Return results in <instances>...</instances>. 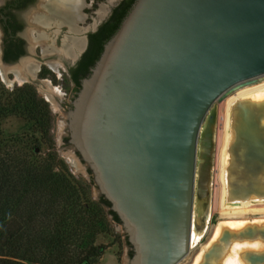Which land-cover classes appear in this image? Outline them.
I'll use <instances>...</instances> for the list:
<instances>
[{"label": "water", "instance_id": "1", "mask_svg": "<svg viewBox=\"0 0 264 264\" xmlns=\"http://www.w3.org/2000/svg\"><path fill=\"white\" fill-rule=\"evenodd\" d=\"M262 76L264 0L133 2L57 132L61 157L118 214L123 264L189 254L194 197L202 206L209 193L217 102ZM232 129L228 200L264 198V99H238ZM237 241L263 244L241 258L264 264V223L225 227L199 264H222Z\"/></svg>", "mask_w": 264, "mask_h": 264}, {"label": "trees", "instance_id": "2", "mask_svg": "<svg viewBox=\"0 0 264 264\" xmlns=\"http://www.w3.org/2000/svg\"><path fill=\"white\" fill-rule=\"evenodd\" d=\"M134 1L123 0L91 34L73 76L75 95ZM48 72L45 68L43 75ZM12 116L22 117L30 134L4 137L3 121ZM53 119L49 102L34 85L10 89L0 80V264H100L109 245L99 237L112 233L113 222L121 223L110 201L92 198L91 183L59 156Z\"/></svg>", "mask_w": 264, "mask_h": 264}, {"label": "rangeland", "instance_id": "3", "mask_svg": "<svg viewBox=\"0 0 264 264\" xmlns=\"http://www.w3.org/2000/svg\"><path fill=\"white\" fill-rule=\"evenodd\" d=\"M111 1L115 3V1L113 0H99L98 3L101 7L100 8L101 12L104 11L102 10L103 8H105V10H107L108 8L109 10V5H111L110 3ZM86 13L84 16L85 22L83 23L85 36L87 32L90 29H92L93 25L96 24V22H99V21L101 22L105 18L104 16L98 17V15L93 12H86ZM36 28L42 29L41 27L37 25H36ZM34 29H35L34 24L31 21L27 22L26 27L24 28L21 34L24 38H26L29 41L30 48L27 49V52L25 55H23L20 59H18L17 61L13 63H7L2 59L1 42H2L3 35L0 29V80L3 82V84L7 88H10V89H12L13 87L17 85H23L25 83H30L34 85L39 95L44 97L49 102L50 108L54 115L53 129H52L53 138L55 141L56 150L59 156L61 157L59 153L58 137H57L58 122H59L62 110L68 103L70 95L72 93V84L67 74L65 73V61L64 59H62L61 55L58 53H54V52L52 53L43 52V49L42 51H39L38 47L40 46L42 48L41 45H45V43L48 44V39L45 38L41 40L40 42L32 41L33 40L32 35L36 33ZM26 62L29 63V65L31 66H35V68H37V71H32V70L30 71V69L24 66ZM42 65L44 68L50 71V75L47 76V75L39 74L40 67H37V66H42ZM262 82H264V76L258 78L255 82L251 83L250 85L241 86V87H238L230 91L225 98L217 102L218 117H217L216 129H215V146H214V151H213L209 193H208L206 200L202 203V206H200L201 198L198 197L197 194H195L194 205H193V212H194L193 222L195 220L194 228L196 230L195 233H196L197 240L195 241L194 244H191V250L189 254L178 264H192L196 256L200 253V251L203 248H205L209 240L213 238L212 236H213L214 227L220 221L228 219L224 217L225 215L222 216L221 214V206L219 202L220 192L219 193L217 192V184H216L217 181L215 180L217 179V174H218L217 154H218V150L220 147V141H221V137L218 136L219 130H220V121H218L220 118L219 106L222 103V101H224L227 97L234 96L237 90H241V88L242 89L247 88V86H252L254 84H258ZM237 99H240V98L234 97L233 100L236 101ZM251 99L260 100L258 98H251ZM263 99L264 98H261V100ZM2 127H3L4 137L24 136V135L30 134V130L27 125V122L22 117H18V116L8 117L3 121ZM228 135H229V131H228ZM46 149H47L46 147H43L41 153L46 152ZM226 150L228 151L227 144H226ZM67 165L72 171L70 165L68 163ZM73 174H75L79 179L89 182L85 179L83 175L79 173H73ZM224 177H225L224 179L227 184V171ZM91 194H92V198L96 199L93 194L92 185H91ZM262 215L264 214L249 213L246 215L247 219H245V221L253 220L255 218L262 219ZM258 217H261V218H258ZM233 223L241 224L243 222H233ZM113 227L114 228L111 234L101 235L98 239V242L106 243L109 245L108 249L105 251L100 261V264H123L125 246H124V240H123V234H122V224L118 222H113ZM261 247H262V244H261ZM239 257H240V260L243 263H245L242 260L241 255H239Z\"/></svg>", "mask_w": 264, "mask_h": 264}, {"label": "flooded vegetation", "instance_id": "4", "mask_svg": "<svg viewBox=\"0 0 264 264\" xmlns=\"http://www.w3.org/2000/svg\"><path fill=\"white\" fill-rule=\"evenodd\" d=\"M52 1L54 0H0V29L3 35L2 59L7 63H13L26 54L30 43L21 33L27 22L31 21L36 32L32 35V41L40 42L45 38L48 39V44L44 42L45 45H41L42 48L38 47L39 51L43 49V52L46 53H58L65 61V73L72 84L71 100L66 104L68 110L72 107V101L76 96L77 83L73 76L88 51L91 34L97 32L100 26L109 20L123 0H113L115 3L111 1L109 10L103 8V12L100 10L99 0H80L77 8L80 17L73 14L71 18L59 10L57 3L54 4ZM86 12H93L98 17L104 16L105 18L101 22H96L85 36L83 23ZM36 25L42 29L36 28ZM30 66L29 63H26V67L30 71H37L35 66ZM90 66L88 65V69L91 68ZM37 67H40L39 74L43 75L45 70L43 65ZM48 75L50 72L47 73ZM80 76L83 78L82 75Z\"/></svg>", "mask_w": 264, "mask_h": 264}, {"label": "bare ground", "instance_id": "5", "mask_svg": "<svg viewBox=\"0 0 264 264\" xmlns=\"http://www.w3.org/2000/svg\"><path fill=\"white\" fill-rule=\"evenodd\" d=\"M52 2L54 4L57 3L56 5L58 9L64 12V14L68 15V18H71L73 14H75L77 17H80L77 11L80 0H57V1L54 0ZM26 63L24 66H26ZM234 97H239L240 99L241 98H258L261 100V98H264V82L254 84L252 86H247V88H243V89L241 88V90H237L234 96L227 97L224 101H222V103L219 106L220 118L218 121H220V130H219L218 136L221 137V141H220V147H219L218 154H217L218 174H217V179L215 180L217 181L216 182L217 192L218 193L220 192L219 202L221 206V214L222 216L225 215L224 217L228 219L220 221L214 227L213 236H212L213 238L209 240L205 248H203L200 251V253L196 256L192 264H199V262L202 260L204 252L208 249V247L211 245L213 241L218 239V237L222 233V230L225 227L236 230V229H240L244 227L245 225L249 223H258V224L264 223V215H262V219L252 218L253 220L245 221V219H247L246 215L249 213L264 214V198L247 199V200H242L238 202H232L228 200V188H227V184L224 179L225 178L224 176L227 171V166L229 164V157H230L228 151L226 150V144H227V149H228L233 139L232 107L234 103L238 100L237 99L236 101H234L233 100ZM228 131H229V135H228ZM258 218H261V217H258ZM194 222L192 226L191 244H194L195 241L197 240L196 233H195L196 230L194 228ZM233 222H243V223L234 224ZM259 247H261V243H258V242H253V243L239 242V241L234 242L232 243L229 250L227 251L222 261V264H245L240 260V257H239V255H241L240 253H242V251H244L245 249L259 248ZM262 247H263V244H262Z\"/></svg>", "mask_w": 264, "mask_h": 264}]
</instances>
